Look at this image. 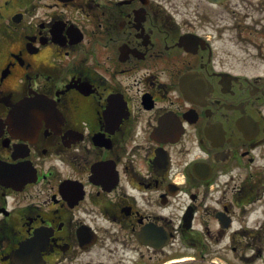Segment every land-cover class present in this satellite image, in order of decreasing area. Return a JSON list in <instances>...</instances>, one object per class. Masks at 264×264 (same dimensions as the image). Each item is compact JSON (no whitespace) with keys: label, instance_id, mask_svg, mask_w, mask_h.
<instances>
[{"label":"flooded vegetation","instance_id":"flooded-vegetation-1","mask_svg":"<svg viewBox=\"0 0 264 264\" xmlns=\"http://www.w3.org/2000/svg\"><path fill=\"white\" fill-rule=\"evenodd\" d=\"M264 264V0H0V264Z\"/></svg>","mask_w":264,"mask_h":264},{"label":"water","instance_id":"water-1","mask_svg":"<svg viewBox=\"0 0 264 264\" xmlns=\"http://www.w3.org/2000/svg\"><path fill=\"white\" fill-rule=\"evenodd\" d=\"M177 264H208V263L201 262V261H190V262H181Z\"/></svg>","mask_w":264,"mask_h":264}]
</instances>
